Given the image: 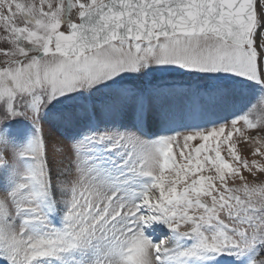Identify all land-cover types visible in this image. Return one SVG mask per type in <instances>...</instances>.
<instances>
[{"label":"snow or ice","instance_id":"snow-or-ice-1","mask_svg":"<svg viewBox=\"0 0 264 264\" xmlns=\"http://www.w3.org/2000/svg\"><path fill=\"white\" fill-rule=\"evenodd\" d=\"M0 29V264H264V0H0Z\"/></svg>","mask_w":264,"mask_h":264},{"label":"rangeland","instance_id":"rangeland-1","mask_svg":"<svg viewBox=\"0 0 264 264\" xmlns=\"http://www.w3.org/2000/svg\"><path fill=\"white\" fill-rule=\"evenodd\" d=\"M23 2V0H22ZM17 23H22L21 20L18 19ZM0 31H2V29H0ZM3 45H0V47H2ZM4 57L3 56H0V62H3L4 61ZM177 79L179 80L180 78L177 77ZM185 80H187V78H185ZM202 85L205 83L203 81L200 82ZM195 86V82H193L191 85L189 83H185L183 85H180L179 87H182V88H188V87H194ZM254 103H256V101H254ZM200 113L198 110H196L194 107L190 108V109H187L185 110L182 115L180 117L177 118L178 122H184V123H194L196 121H198L200 119ZM180 131H183V129H180ZM200 141L197 140V141H193L191 142L193 144V146H195L196 144H198ZM238 150L240 152V154L249 159V160H252V159H260L259 157H253L251 155V151H250V146L248 144H245L243 142H241L238 146ZM174 151H177V146L174 145ZM223 151V150H222ZM225 156H226V159H229V157H227L226 153H225ZM177 161L178 162H182L181 160V157L178 155V151H177ZM231 162V161H230ZM264 162V161H262ZM242 172H243V175L246 177L247 179V182L249 183V185H259L261 183H264V175L260 174L259 172H256L255 175L253 174H249L246 170H243L242 169ZM205 174H210L208 172H205ZM242 182L237 178L235 180H229L228 181V184H229V187H233V186H239ZM158 193H150V195L153 196V198H155V196L157 195ZM241 195H243L241 193ZM199 214V213H197ZM221 218H224V214L221 213ZM188 230L187 227H182L181 228V231H186Z\"/></svg>","mask_w":264,"mask_h":264}]
</instances>
